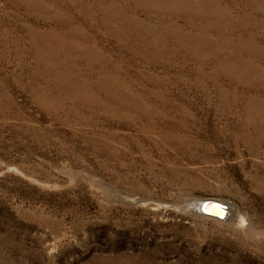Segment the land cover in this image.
I'll list each match as a JSON object with an SVG mask.
<instances>
[{
  "label": "rangeland",
  "instance_id": "1",
  "mask_svg": "<svg viewBox=\"0 0 264 264\" xmlns=\"http://www.w3.org/2000/svg\"><path fill=\"white\" fill-rule=\"evenodd\" d=\"M0 264H264V0H0Z\"/></svg>",
  "mask_w": 264,
  "mask_h": 264
},
{
  "label": "water",
  "instance_id": "2",
  "mask_svg": "<svg viewBox=\"0 0 264 264\" xmlns=\"http://www.w3.org/2000/svg\"><path fill=\"white\" fill-rule=\"evenodd\" d=\"M187 208L195 213L220 220L227 219L229 215V205L223 200L211 197L196 199L188 204Z\"/></svg>",
  "mask_w": 264,
  "mask_h": 264
},
{
  "label": "bare ground",
  "instance_id": "3",
  "mask_svg": "<svg viewBox=\"0 0 264 264\" xmlns=\"http://www.w3.org/2000/svg\"><path fill=\"white\" fill-rule=\"evenodd\" d=\"M209 2H210V1H209ZM192 5H193V4H192ZM202 9H203V8H202ZM193 10H196V8H194ZM197 11H198V10H197ZM199 11H200V10H199ZM229 219H230V218H229ZM244 220H245V219L242 218V220H240V221L245 222Z\"/></svg>",
  "mask_w": 264,
  "mask_h": 264
}]
</instances>
